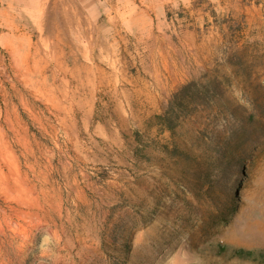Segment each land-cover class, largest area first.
Returning <instances> with one entry per match:
<instances>
[{
  "label": "rangeland",
  "instance_id": "1",
  "mask_svg": "<svg viewBox=\"0 0 264 264\" xmlns=\"http://www.w3.org/2000/svg\"><path fill=\"white\" fill-rule=\"evenodd\" d=\"M25 1L0 2V264H250L212 250L264 249V140L222 173L203 136L236 115L262 134L264 0L119 4L152 26L135 37L111 30L114 5ZM191 82L219 107L171 131L159 117Z\"/></svg>",
  "mask_w": 264,
  "mask_h": 264
},
{
  "label": "trees",
  "instance_id": "2",
  "mask_svg": "<svg viewBox=\"0 0 264 264\" xmlns=\"http://www.w3.org/2000/svg\"><path fill=\"white\" fill-rule=\"evenodd\" d=\"M194 89L196 91L190 94ZM217 96L218 85L214 83L211 85L204 84L203 86L194 82L185 84L173 94L166 112L159 119L163 125L173 131L175 127L174 119L188 115L191 112L190 106L194 107L198 104L205 109L218 108ZM231 120L232 122H225L221 132L203 136L206 144L210 145V148L215 153V163H218L216 168L219 167V171L222 173L237 169L248 159V152L251 150V146H248V143L252 144L261 139L264 140V129L259 136H256L251 131L252 126L255 124L252 115H236ZM177 152V147H174L171 151H166L168 154H176ZM209 176L206 179V185L207 189H212L216 180L210 179ZM212 252L216 258H227L242 263L264 264V249H228L223 246H217Z\"/></svg>",
  "mask_w": 264,
  "mask_h": 264
},
{
  "label": "crops",
  "instance_id": "3",
  "mask_svg": "<svg viewBox=\"0 0 264 264\" xmlns=\"http://www.w3.org/2000/svg\"><path fill=\"white\" fill-rule=\"evenodd\" d=\"M14 1H18V2H14ZM89 1L90 3H94L97 4L98 2H103L106 3L110 6L114 5L115 8H110V10L108 9L107 11V15L105 18H108L109 21L111 22H116V24L114 26H111V30L115 31L118 34H121L124 37H135L138 32H140V30H145V31H149L152 29V26L150 25L149 21H144V25H140V21H138L136 19V16H131V15H124L122 13H120V10L118 9L119 4L125 3L128 6H136V0H86ZM1 4L6 8V10L4 9L5 13L11 14L13 12V6L14 4H18L20 6L22 5H27L28 2L25 0H0ZM52 3V4H57L58 2H60V0H39L38 2H36V4H48V3ZM116 11V13L114 14H109L111 11ZM135 11L133 9L130 10L129 13L127 14H133ZM98 14V13H97ZM152 24V22H151Z\"/></svg>",
  "mask_w": 264,
  "mask_h": 264
},
{
  "label": "bare ground",
  "instance_id": "4",
  "mask_svg": "<svg viewBox=\"0 0 264 264\" xmlns=\"http://www.w3.org/2000/svg\"><path fill=\"white\" fill-rule=\"evenodd\" d=\"M37 64V63H36ZM39 64V63H38ZM41 66V65H40ZM39 70V69H38ZM36 88H39V89H41V87H40V85H38V84H36V85H34ZM23 100H22V105H23ZM1 113V112H0ZM16 118H15V123L14 122H12L9 118H7V116H6V118H5V124L7 125V127H8V130L9 131H15V127H16V125L17 126H19L20 127V125H21V120H20V118L16 115L15 116ZM0 134L2 135V137H3V139H4V144L5 145H9V137L7 136V133L2 129V127H0ZM18 130V129H17ZM10 188V187H9ZM12 190H15V191H17V190H19V188L18 187H15V188H11ZM21 204V203H20ZM31 209V208H30ZM34 211V210H33ZM25 212V211H24ZM17 213H19L18 215H17V219H22L23 218V216L25 215V214H27V213H23V212H17ZM35 213V212H34ZM31 215V214H30ZM26 216V215H25ZM24 216V217H25ZM27 216H29V214L27 215ZM26 216V217H27ZM10 217V216H9ZM12 217V216H11ZM15 217V216H14ZM9 220H10V218H6V219H4V227H2L1 228V226L2 225H0V228H1V232L3 233V231L2 230H6V231H11V227L9 226ZM25 221V220H24ZM18 231H20V232H22V233H24V232H26L27 231V225H23V224H19V226H18ZM5 232V231H4Z\"/></svg>",
  "mask_w": 264,
  "mask_h": 264
}]
</instances>
